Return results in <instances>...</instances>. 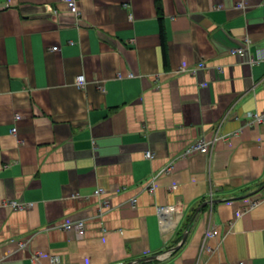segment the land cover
Segmentation results:
<instances>
[{"label":"crops","instance_id":"1","mask_svg":"<svg viewBox=\"0 0 264 264\" xmlns=\"http://www.w3.org/2000/svg\"><path fill=\"white\" fill-rule=\"evenodd\" d=\"M77 5L0 0V264H264V63L230 53L264 50V0Z\"/></svg>","mask_w":264,"mask_h":264},{"label":"built area","instance_id":"2","mask_svg":"<svg viewBox=\"0 0 264 264\" xmlns=\"http://www.w3.org/2000/svg\"><path fill=\"white\" fill-rule=\"evenodd\" d=\"M60 2L65 6L67 12L70 13L71 15L77 16L79 14L77 0H60ZM236 6L241 7L242 2L241 1L238 2L236 4ZM47 11L49 13H51L54 18L58 14V11L51 6H47ZM129 17L131 19V16H129ZM252 47H253V45L251 44L250 40L248 38H243L241 46L232 49L230 51V53L232 55H236V56H248L249 55L247 62H249L251 64L264 63V50H260L258 52V54L254 55L252 52ZM57 50H58V47H56V46L51 48V51H57ZM203 67H204V64L199 63L195 68L190 70V72L195 73L196 70L203 68ZM181 71H183V70H181ZM75 85L79 89H83V87L85 85V79H84L83 75H78L76 77ZM263 86H264V82H263ZM19 118H20V116L18 114H16L14 116V120H19ZM243 118L246 120V122L249 125L264 124V111H256L255 110V111L246 112L245 115L243 116ZM11 133L12 134L16 133L15 127H13L11 129ZM210 144H211V142L206 141L204 138H202V137L198 138V139L194 140L193 142H191L184 149V151L180 154V156L185 157V156H187L191 153H194V152L208 154ZM145 157L147 159H152L153 154L150 151H146ZM171 169H172V165L168 164L165 168H163L160 171V173L170 172ZM145 187L148 190V192L152 193L154 191V188H155L154 178H151L149 180V182H147ZM92 195L94 197H97L99 200V202H98L99 214L100 215L104 214L106 212V210L109 208V201H108V198L105 196V190L102 188H96L93 191ZM135 202H136V200L133 198L131 200V204L134 206ZM257 202H258L257 198L253 199L250 203V206L255 205ZM3 205L9 206L14 210H25V209L30 208L32 204L28 203V202L20 201V200H7V201L3 202ZM175 209L176 208H174V207L158 206V207H156V212H157L158 216L163 219V223H164L165 218H166L165 216H167L171 212H175ZM59 227L62 228L66 232H76L79 235H83L85 230H86V224L83 221L65 222V223H62ZM216 235H217V230L214 227L208 229L205 232V240H204V243L202 246L203 252H206L209 254L213 252V248L207 244V241L209 238H213ZM26 245H27V242H25V241L19 242L20 247H25ZM31 259L37 260L36 254H33L31 256Z\"/></svg>","mask_w":264,"mask_h":264},{"label":"water","instance_id":"3","mask_svg":"<svg viewBox=\"0 0 264 264\" xmlns=\"http://www.w3.org/2000/svg\"><path fill=\"white\" fill-rule=\"evenodd\" d=\"M128 264H137V263H128Z\"/></svg>","mask_w":264,"mask_h":264}]
</instances>
